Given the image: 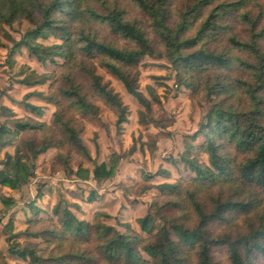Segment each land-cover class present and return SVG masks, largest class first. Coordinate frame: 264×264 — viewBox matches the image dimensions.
Segmentation results:
<instances>
[{"label": "trees", "instance_id": "16d2710c", "mask_svg": "<svg viewBox=\"0 0 264 264\" xmlns=\"http://www.w3.org/2000/svg\"><path fill=\"white\" fill-rule=\"evenodd\" d=\"M126 1L144 22L130 18L129 9L116 0H0V46L8 36L6 27L29 20L38 38L49 35L59 43L19 42L15 50L24 45L43 65L64 62L55 75L22 70L21 83L27 87L54 81L47 94L26 96L56 107L51 124L25 117L8 126L1 122L7 108L0 106V145L20 142L14 155L6 154L0 171L3 212L16 204L2 194L3 188L22 190L35 176L30 162L51 149L58 151L53 171L89 180L88 170L74 172L70 163L73 154L90 157L78 115L98 117L97 103L102 102L116 115L118 132L128 122V107L98 68L120 81L147 112L162 104L153 87H148L149 97L140 90L146 56L166 58L178 86L211 103L193 136L204 137L199 150L209 165L185 159L191 180L155 186L158 195L138 220L140 232L120 224L124 231L110 236L113 218L105 212L97 213L91 224L69 210L62 225L31 218L28 228L18 233L10 219L5 227L11 233L9 255L17 264H264V0H184L177 15L173 9L178 0ZM24 105L33 116L44 117V107L27 101ZM140 122L169 126L147 119L145 112ZM114 159L111 167L95 166L98 185L115 176L120 157ZM41 197L39 191L37 199ZM98 197L92 191L87 202ZM33 209L37 216L42 212ZM55 213L59 215L57 208ZM20 238L27 241H15ZM44 251L48 255L40 256ZM0 264H8L1 248Z\"/></svg>", "mask_w": 264, "mask_h": 264}, {"label": "rangeland", "instance_id": "374dc122", "mask_svg": "<svg viewBox=\"0 0 264 264\" xmlns=\"http://www.w3.org/2000/svg\"><path fill=\"white\" fill-rule=\"evenodd\" d=\"M116 1L129 9L130 18L138 17L144 22L145 19L138 14L139 12H135L126 0ZM183 2L184 0L176 2L173 9L175 15L180 13L179 9ZM35 27L29 20L6 27L8 36L2 39L0 46V106L7 108L1 122L8 126L10 121L25 117L51 124L56 111L53 104L38 96L31 95L26 100V96L33 92L47 94L54 81L33 88L21 83L24 78L22 73L24 67L39 75H55L62 71L63 60H58L57 65H43L30 56L24 45L15 50L19 42L33 41L46 46L59 43L49 35L46 39L38 38L34 33ZM238 31L241 36L245 35L242 28ZM98 73L105 82L111 84L115 92L120 94L128 107V122L123 125L122 131L118 132L116 115L102 102L97 103L100 107L98 117L91 115L76 117L83 124L81 139L90 157L73 154L70 163L74 172L79 168L88 170L89 180L53 171L58 151L51 149L34 162H30V166L34 167L35 176L22 190L9 191L3 188L2 194L16 202L15 206L5 213L3 212L5 205L0 201V248L6 255L8 264L18 262L8 253L7 240L11 233L6 231L5 227L10 219L14 221L13 232L18 233L28 228L31 218L50 219L55 224L62 225V216L69 210L80 221L91 224L97 213L105 212L113 218L112 221L109 220V224L115 229L110 232V236H115L116 231H124L120 224H129L140 232L138 220L149 213L153 199L158 195L155 186L175 183L180 178L191 180L193 175L187 169L185 159L196 158L199 162L209 165L208 156L199 150L204 137L194 139L193 136L204 122L211 103L205 96L194 98L190 89L178 86L176 72L166 58L146 56L141 60L140 90L149 97L148 87H153L162 102L161 105L154 104L151 112H147L127 93L124 85L107 71L98 68ZM25 101L44 107V117L39 118L29 113L25 108ZM141 112H145L147 119L166 121L169 126L161 129L153 124L142 125ZM18 146L19 140L9 146L0 145V171L3 170L2 163L6 160V154L14 155ZM115 155L120 157L115 176L98 185L93 179L95 166L102 163L109 167L113 166ZM147 176L150 178L147 179ZM39 191L42 197L37 199ZM92 191H96L99 197L95 202L88 203L87 199ZM34 206L42 211L38 216L35 214ZM56 208L59 215L55 213ZM161 224L162 222L157 228ZM15 241L24 243L27 239L20 238ZM39 255L46 257L48 252H40ZM223 264L228 263L225 260Z\"/></svg>", "mask_w": 264, "mask_h": 264}, {"label": "crops", "instance_id": "0c3cea01", "mask_svg": "<svg viewBox=\"0 0 264 264\" xmlns=\"http://www.w3.org/2000/svg\"><path fill=\"white\" fill-rule=\"evenodd\" d=\"M5 190L15 191V190H12V189H10V188H8V187H5Z\"/></svg>", "mask_w": 264, "mask_h": 264}]
</instances>
